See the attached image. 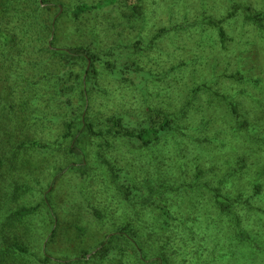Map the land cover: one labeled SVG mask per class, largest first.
<instances>
[{"label": "trees", "instance_id": "16d2710c", "mask_svg": "<svg viewBox=\"0 0 264 264\" xmlns=\"http://www.w3.org/2000/svg\"><path fill=\"white\" fill-rule=\"evenodd\" d=\"M25 1L29 5L13 10V17H7L4 12L7 14L14 5L3 6L0 11V20L7 19V28L0 30V65H7V71L13 70L9 80L17 89L1 86L2 106L10 110L1 128L3 138L11 146V160L40 173L42 184H48V188L35 204L27 207L13 198L19 208L4 210L0 264H9L6 260H14L11 264H228L227 254L215 241L217 219L238 215L228 197L238 190L235 185L243 172L253 174L256 183L260 181L264 186V117L257 113V104L254 106L259 101L257 96L247 90L229 93L214 88L218 92L212 91L213 97L225 103L219 115L225 122L226 133L220 131L208 137L205 131L210 121L202 120L199 115L202 107L193 104L195 99L184 102L183 85L177 80L178 72H173L175 67H185L186 62L179 60L177 66L169 63L177 55L185 59L187 53L181 47L174 48L176 55L167 51L165 63L158 72H152L156 60L150 56L145 57L149 60L147 66L137 62L135 53L142 39L129 46V54L121 61L119 52L125 45L104 44L112 42L107 34L111 27L131 25V14L123 18L122 12L115 24L109 20L110 25L106 27L100 21L80 24L76 29L67 26L73 29L70 38L77 35L84 44L60 45V31L55 24L61 8L51 18L52 8L46 0ZM117 4L118 0L79 3L70 15L78 22L85 15L87 18L90 14L104 15V11ZM226 7L228 15L234 17L240 13L264 37V9L257 11L236 0L228 2ZM10 22L12 27L8 25ZM133 23L137 25L134 19ZM207 23L214 29L219 27L210 18ZM150 27L155 31V38L174 34L175 39L182 26L159 27L154 21ZM174 42L177 43L176 39ZM108 80L114 84L113 89H107ZM243 81L264 94L263 78H256L255 74ZM120 90L125 92L121 95L123 100L126 93L133 99L127 111L134 118L133 124L126 121L128 114L106 115L104 103L111 101L106 99L110 93ZM203 91L209 95L211 87L197 83L191 90L184 89L185 96L191 100ZM242 95L248 98L245 105L239 102ZM188 120L192 128L199 125L193 147L202 154L207 149L200 147L206 143L216 153L208 156L212 160L209 170L200 166L201 160L189 163L184 160L187 141L182 136V128ZM246 149L249 163L237 156ZM29 156L33 164L27 163ZM223 164L227 170L224 167L225 172L218 177L216 172ZM187 173L193 175L190 180ZM75 175L81 185L92 181L98 187L97 195L104 196L92 203L89 210L95 223L102 226L100 229L106 226L109 233L94 247L98 249L95 254L82 249L76 261H62L61 253L53 256L56 248L52 239L56 231L46 224L53 221L56 210L48 194ZM31 181L33 184L29 185ZM31 181L16 188L21 191L22 199L34 196L38 190V182ZM208 186H212L209 193H214V204L195 199L197 195H204V188ZM100 205L104 206L102 210L98 208ZM19 225L25 233L15 230ZM76 227L81 233L88 228L85 221L78 222ZM194 227L202 230L196 234ZM34 232L37 240L32 235ZM38 241L45 242L41 251Z\"/></svg>", "mask_w": 264, "mask_h": 264}, {"label": "rangeland", "instance_id": "374dc122", "mask_svg": "<svg viewBox=\"0 0 264 264\" xmlns=\"http://www.w3.org/2000/svg\"><path fill=\"white\" fill-rule=\"evenodd\" d=\"M41 1L42 0H39V2ZM96 1L97 0H46V4H49L52 8L50 9L51 18L57 15L56 11H58V8H61L59 14L56 16V18L59 17V21L57 20L55 24V28H58L60 31V45H66L72 42H75L74 45L84 44L83 39L80 37L78 38L77 35L76 38L74 35L70 38V33L73 32V29H69L67 26H74L76 29L81 27H79L80 24L84 25L87 22L100 21L101 24L103 23L106 27L110 25V23H108L109 20H114L115 24V20H117L116 18L121 12L125 14L123 18L131 14V25L124 26L120 24L111 27L108 30L110 33L107 34L111 37L112 42L104 45H125L119 52L122 56V61L123 57L129 54V46L138 42L137 39H142L141 43L137 45V48L139 47L140 49L136 51V53L135 51H131V54L135 53L137 62L139 64L146 63V66L149 64V60H145V57L150 56L153 61L156 60L154 61L155 66L152 72L162 70L167 51L171 55H176L174 48H177V46L181 47V49L187 53L185 59H179V55H177L169 60V63L177 66L179 60L186 62L185 67H175L173 72H178L177 80L183 85L184 102L188 100L193 101L195 99L193 104L202 107L199 108L201 109L199 115L203 118L202 120L210 121L206 125L207 131H205L208 137L220 131L224 134L226 133L224 126L225 122L220 120L221 115H219V110L221 109L223 111L224 108L222 104L225 105V103L222 101L223 103L221 104L219 98L213 97L212 95V91L218 92L216 91L218 87L229 93L238 89H241V91L247 90L248 93L253 92L259 100L254 104V106L256 104L258 106L257 113L262 114L264 117V94H259L257 90L243 81V79H251L255 74L256 78L264 79V37L258 31V27L256 28L253 23L245 21L240 13H237L234 17L227 14L229 10L226 5L228 2L234 0H118V4L113 9L104 11V15L102 14L97 17L96 15L90 14L88 18L85 15L81 17L78 22L73 21L70 12L75 5L79 3L92 4ZM236 1L244 3L257 11L264 9V0ZM8 5L9 7L14 5V8L8 11L7 14L6 12L4 13L7 17H13L15 13H13V10L22 9L24 5L29 4L25 0H12L11 3L9 0H0V11L3 6ZM208 18L218 22L219 27L217 29L210 27L207 23ZM133 19L137 24L136 26L134 23L132 25ZM6 20V17L0 20V30L3 27L7 28ZM9 20L8 18V21ZM154 21L159 27L172 25L176 27L182 26L179 28L180 30L177 31L179 34L176 35L177 37L175 38L177 43L174 42V34L155 38V31L150 27L153 25ZM12 24L13 23L10 22L8 24L9 27H12ZM219 28H221L223 33L222 37L219 36ZM8 63L9 67L13 68L12 63ZM146 66L144 67L145 69H147ZM7 69V65H4V67L0 65L2 73V75H0V91L2 87H11L12 89L15 85V83L9 80L13 70L9 68V71H7ZM237 72L240 73V76H238ZM191 76L196 78L199 77V79L193 80ZM197 83L198 85L206 84L210 86L211 93L208 92L210 96L203 91L197 92V95L194 96L192 100L190 96L186 97L184 89L191 90ZM105 85L108 90L114 88V84L112 86L109 80L106 81ZM17 88H19V90L21 89V87L18 86ZM14 89L17 91L15 87ZM123 93L125 92L120 90L115 92V94H109L106 100L111 99V101L107 104L106 101L104 103V107L107 109L106 115L121 113L124 116L128 114V107L133 104V99L131 94L128 95L126 93L124 94L125 100H123L121 97ZM247 99L245 95H242L239 98V102L241 105L242 103L245 105ZM184 102H182V104ZM3 103L4 102L0 100V159L3 161V164L0 166V229H3L2 225L5 224L4 210L6 208H8V210H17L19 208L18 203L12 200L13 198L17 199L20 204H24L28 207V204H35L36 200L41 199V194L48 188V184H42V176L40 173L38 175L35 170L28 168L26 164H22L21 167L18 165L17 161L13 162V160H11V146L8 144L7 139L3 138L5 134L1 128V123L9 117L10 110L3 108ZM120 103L124 105L121 106ZM177 106L176 104L175 107ZM253 107L251 108L252 111ZM188 111L192 112L191 109ZM128 116L126 121L128 124H133L134 118L130 114H128ZM190 125V120L184 121V126L182 128V136L185 137L184 139L187 141L184 160L188 163L201 160L200 166L205 169V171L209 170L212 160H209L208 156L212 154L216 156V153L212 150V147L206 143L200 147L201 150L207 149V152L202 154L199 153V149L193 147V138L197 135V128L199 125H197L196 128H192ZM207 134L202 135L207 136ZM247 149L243 152H239L237 156L244 158L249 163L247 159ZM222 150L223 147L221 153ZM255 150L251 149V151ZM225 159H223V161H225ZM27 163L33 164V160L30 156L28 157ZM224 167L225 165L223 164L221 169L216 172L218 177H221L225 172L222 171ZM225 170H227L226 167ZM243 173L244 175L238 179V184L235 185L238 190L232 194V197H228L229 202L231 201L233 204V211L238 215L227 218L218 217L216 222L217 230L215 241L221 246V251L227 254L228 257H226V261H229L227 262L228 264H264V186L260 181L256 183L253 179V174L249 175L247 171ZM187 175L189 180L193 177L192 174L190 175L187 173ZM205 176H208V174L206 173ZM46 177L49 178V174ZM31 180L38 182V190L34 191V196L30 195L22 199L21 191L17 189L22 187V184L26 185ZM32 184L33 181H31L29 185ZM77 186L80 188H77ZM258 186L260 188L259 190L257 189ZM57 187L52 188L51 193L48 194L56 210L52 214L54 217L53 221L46 223L56 231V237L52 239V245L56 248V252L53 256H56L55 254L58 256V254L61 253V258H63L62 261L68 259H75L76 261V258H78L77 255L82 249L87 251L90 250L91 255L95 254L98 249L94 247L104 239L102 236H104L105 233H109V229H107L106 226L100 229L102 226H98V224L95 223L94 217L90 214L89 206L93 205L92 203L97 202L99 198L104 196H101V194L100 196L97 195L98 187L94 185L92 181H85L81 185L76 175L74 178L71 176ZM204 191V195H197L195 199L199 202L203 200L210 201L211 204H214V193L213 195L209 193V191H212V186L204 188ZM256 194L259 195L255 196ZM183 197L186 198L185 196ZM103 207V205L98 206L100 210H102ZM203 215L206 214L204 213ZM204 219L208 220L207 216H204ZM83 221H85L88 228L84 233L77 232V227L79 229L85 228L81 226L76 227L78 222ZM113 222L117 223L115 220ZM201 227H204V225L201 224ZM15 230L25 233L24 227L20 225ZM193 230L197 234L198 231L202 229L194 227ZM5 233L6 230L4 231V234ZM32 235L36 237V240L38 239L35 232ZM44 240H46V238ZM38 243L40 244L41 251L45 242L41 243L38 241ZM3 246L4 245L0 244L2 249ZM1 251L2 250H0V252ZM12 261L14 260H6L9 264H11ZM17 263L22 264L21 262Z\"/></svg>", "mask_w": 264, "mask_h": 264}]
</instances>
